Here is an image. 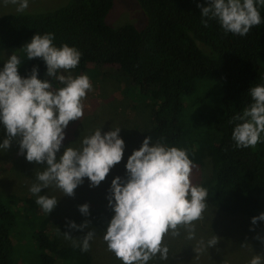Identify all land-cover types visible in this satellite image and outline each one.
<instances>
[{
    "label": "trees",
    "instance_id": "obj_1",
    "mask_svg": "<svg viewBox=\"0 0 264 264\" xmlns=\"http://www.w3.org/2000/svg\"><path fill=\"white\" fill-rule=\"evenodd\" d=\"M136 1L147 16L143 28L107 24L113 0H68L37 13L1 12L0 51L20 46L34 33L47 32L54 34L57 47H76L81 58L71 71L93 66L125 77L132 101L151 109L152 140L186 149L193 168L211 163L212 173L200 185L207 189L212 208L248 218L264 212V143L235 147L230 122L250 103L249 87L264 83V24L242 37L224 33L214 20L202 25L197 2L206 0ZM260 11L264 17V8ZM33 66L38 78H46L41 58L29 60L21 75H28ZM201 78H219L221 95L211 107L196 111L197 105L184 97L194 94ZM123 140L139 147L132 134ZM112 177L110 170L105 177L108 184ZM35 200L0 190V264H21L15 255L23 234L37 250L34 264H92L89 250L81 252L72 242L61 241L47 223L50 213L46 215Z\"/></svg>",
    "mask_w": 264,
    "mask_h": 264
},
{
    "label": "clouds",
    "instance_id": "obj_2",
    "mask_svg": "<svg viewBox=\"0 0 264 264\" xmlns=\"http://www.w3.org/2000/svg\"><path fill=\"white\" fill-rule=\"evenodd\" d=\"M0 4L15 6L23 14L29 0H0ZM201 23L205 27L214 20L224 33L246 36L254 26L264 24L261 8L264 0H206L197 2ZM51 32L34 33L22 46L24 55L11 53L0 66V126L5 136L0 139V152L6 151L13 140L28 162L43 165L29 191L35 203L48 215L57 198L41 194L42 189H59L72 196L84 178L89 187L98 186L123 157L125 143L120 127L101 132L96 128L83 136L78 146H63L65 129L71 121L84 115L82 101L92 89L87 74L73 75L80 62L81 52L74 46L54 44ZM41 58L46 66V78H38V69L22 76L18 69L24 59ZM54 83L59 86L54 87ZM250 103L231 121V139L237 148H255L264 143V83L249 87ZM63 146V151L58 156ZM193 161L186 149L153 141L146 135L140 146L128 155L124 168L126 178L114 176L106 197L112 216L104 228L102 239L107 249L122 264H148L155 257L167 262V236L176 237L183 228L186 239H196V221L206 210L207 189L192 182ZM87 216L89 205H78ZM251 225L264 222V212L250 218ZM68 229L88 230L79 240L68 231L62 232L73 247L87 252L95 237L88 221L77 224L68 220ZM250 230H252L250 228ZM256 239L264 247V235ZM218 237L197 241V252L216 246ZM248 264H264V254L255 253Z\"/></svg>",
    "mask_w": 264,
    "mask_h": 264
},
{
    "label": "rangeland",
    "instance_id": "obj_3",
    "mask_svg": "<svg viewBox=\"0 0 264 264\" xmlns=\"http://www.w3.org/2000/svg\"><path fill=\"white\" fill-rule=\"evenodd\" d=\"M67 2L68 0H29V6L25 12H45ZM7 11L16 12L15 6L0 4V13ZM105 21L113 27L131 23L138 28H143L147 23V16L136 0H113V6ZM31 37L16 48L0 51V66H2V60H6L8 55L13 52L23 56L22 46ZM28 61V59L23 60L18 69L20 74ZM72 74H87L92 83V89L82 101L84 115L80 120L71 121L65 129L63 146L70 143L71 146H78L83 136L89 135L99 127H101L102 133L110 130V127H120L119 135L122 139L130 137V134H132L135 136L138 146H140L143 138L149 135L151 109L147 104L132 101L127 93L128 80L115 72L93 66L84 71H72ZM220 95L221 80L219 78H201L196 83L194 94L185 96L184 99H191L190 103L197 105L194 110L200 111L218 102ZM4 136L5 131L0 126V139ZM127 142L129 144L125 145L124 153L136 149L132 147L136 143L132 145L131 140ZM63 146L60 152L57 153L58 156L63 151ZM127 157L123 156L122 160L110 169L113 176L126 178L124 164ZM42 166L35 162H28L24 155L18 151V143L13 140L6 151L0 152V190L35 197L30 193L29 187L35 182L36 173L42 170ZM212 169L213 166L209 161H206L202 166L193 168L192 182L200 184L201 181L211 175ZM87 180V178H84L83 183L74 189L72 196L63 194L59 189L52 187L41 190V194L57 198V204L50 212L47 223L57 232L63 243H68L71 241L66 240L62 232L68 231L72 237L79 240L88 228L83 230L68 229L66 227L67 221L73 220L77 224L88 221L89 227L95 231V237L90 241L91 247L89 249L93 256L92 264H122L107 249V245L102 239L104 228L112 216V210L108 207L106 199L110 184L107 183L105 178L98 186L89 187V181L87 182ZM89 191L92 192L90 195L87 193ZM82 203L89 205L87 216L78 211V205ZM206 204L203 218L195 222L196 239H186V232L181 228L178 236H167L164 239V243L169 248L167 262L160 260L157 256L148 264H248L253 254H264V247L256 239L257 234L264 235L263 225H251L250 218L242 214L230 215L219 212L210 206L207 198ZM213 235L218 237L216 246L208 251L197 252V241L201 238L207 240ZM20 240L18 244L16 243V262L21 264H34V261L37 262V250L35 251L28 235L23 234Z\"/></svg>",
    "mask_w": 264,
    "mask_h": 264
}]
</instances>
